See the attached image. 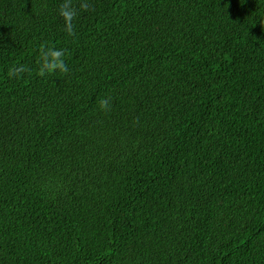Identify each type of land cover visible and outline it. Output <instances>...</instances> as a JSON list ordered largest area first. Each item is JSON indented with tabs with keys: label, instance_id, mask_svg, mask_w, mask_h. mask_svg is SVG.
<instances>
[{
	"label": "trees",
	"instance_id": "1",
	"mask_svg": "<svg viewBox=\"0 0 264 264\" xmlns=\"http://www.w3.org/2000/svg\"><path fill=\"white\" fill-rule=\"evenodd\" d=\"M0 264H264V0H0Z\"/></svg>",
	"mask_w": 264,
	"mask_h": 264
},
{
	"label": "clouds",
	"instance_id": "2",
	"mask_svg": "<svg viewBox=\"0 0 264 264\" xmlns=\"http://www.w3.org/2000/svg\"><path fill=\"white\" fill-rule=\"evenodd\" d=\"M61 15L66 19V21L70 22L72 20V17L75 15V11L65 4L61 7ZM70 27L71 25L69 24V28ZM63 55V50L48 49L43 53V63L41 71H52L57 68L61 69L62 71H67V67L62 59ZM108 103L109 102L107 99L102 100L101 107L107 108Z\"/></svg>",
	"mask_w": 264,
	"mask_h": 264
}]
</instances>
